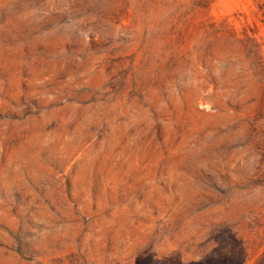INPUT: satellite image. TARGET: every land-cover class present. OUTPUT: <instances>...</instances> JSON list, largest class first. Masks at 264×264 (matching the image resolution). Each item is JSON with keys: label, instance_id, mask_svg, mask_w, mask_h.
Segmentation results:
<instances>
[{"label": "rangeland", "instance_id": "obj_1", "mask_svg": "<svg viewBox=\"0 0 264 264\" xmlns=\"http://www.w3.org/2000/svg\"><path fill=\"white\" fill-rule=\"evenodd\" d=\"M0 264H264V0H0Z\"/></svg>", "mask_w": 264, "mask_h": 264}]
</instances>
